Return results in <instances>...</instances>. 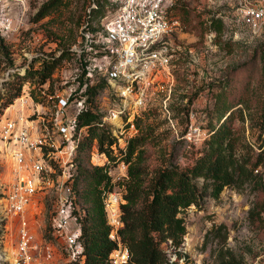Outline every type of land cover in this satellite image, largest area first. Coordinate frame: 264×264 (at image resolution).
<instances>
[{
	"label": "rangeland",
	"instance_id": "rangeland-1",
	"mask_svg": "<svg viewBox=\"0 0 264 264\" xmlns=\"http://www.w3.org/2000/svg\"><path fill=\"white\" fill-rule=\"evenodd\" d=\"M47 1L0 0V124L5 116L14 117L19 113L37 119L33 114L36 109L48 119L56 96L64 94L71 86L76 87L71 77L77 63L75 57L68 54L54 69L50 84H39L36 75L21 78L26 69L33 72L40 67L42 59L67 53L80 41V29L86 24L87 15L93 13L92 0H63L50 14L36 20L37 11ZM176 4L181 26L167 41L174 77L167 106L169 113L152 107L140 114L135 137L143 139L137 144L130 164L139 165L147 178L169 161L181 168L189 165L197 148L188 146L181 134L189 124L199 126L204 132H208L211 125H217L216 98L224 94L233 104L239 102L234 109H241L244 119L236 116L233 128L254 154L261 153L262 161L257 169L264 181V131L260 134V126L254 119L264 97L261 89L264 33L255 36L242 24L235 23V0H176ZM111 11L109 4L101 2V7L93 14L91 27L99 26L101 18ZM3 18L9 19L7 27L3 26ZM212 18L220 19L222 26H212L209 30ZM19 85V95L10 101ZM22 95L28 96L20 107L17 99ZM92 103L99 112L111 105L105 86ZM95 149L80 152L83 166L102 165L104 158ZM9 151L10 147H4L0 140V183L3 185L8 180L10 158L6 153ZM74 157L71 165L57 167L55 172L45 175L41 182L43 191L37 195L38 202L29 213L37 239L46 240L55 251L51 264L75 263L68 260L64 240L52 224L54 206L66 201L69 196L66 187L77 172ZM125 183L126 180L115 181V187L125 188ZM198 184H202L201 179ZM262 197L251 185L225 187L218 198L207 196L200 206L182 211L179 216L184 219L186 232L175 246L184 257L183 264H221L218 254L225 248L242 264H264V210L256 208L252 216L249 213ZM1 217L0 264H9L16 247V220ZM219 224L227 228L224 244L219 243V236L210 235L206 241L207 232Z\"/></svg>",
	"mask_w": 264,
	"mask_h": 264
},
{
	"label": "built area",
	"instance_id": "built-area-1",
	"mask_svg": "<svg viewBox=\"0 0 264 264\" xmlns=\"http://www.w3.org/2000/svg\"><path fill=\"white\" fill-rule=\"evenodd\" d=\"M97 1L92 0L91 8ZM104 1L111 6L110 15L103 16L96 28L88 27L87 22L82 25L80 41L69 50L77 63L71 80L76 84L82 76V88L77 92V87L71 86L64 94L56 96L48 119L36 109L33 114L37 119L19 113L14 117L5 116L0 124V140L4 147H10L6 153L10 158L8 180L4 185L0 183V188L3 187L0 219L5 215L16 220V247L9 264H51L55 257L52 245L37 239L29 213L38 202L37 195L43 191L41 182L45 175L55 172L57 167L71 165L87 134L85 126H80L77 119L86 108L87 95L83 93L86 83L98 79L105 82L112 102L107 110L100 111V125L114 137L110 146L113 159L100 153L104 158L101 166L105 167L104 172L113 184L102 197L109 239L115 242L108 261L110 264L130 262L120 234L125 188L115 187V181L127 180L128 165L124 156L129 140L138 133L136 120L140 114L152 107L169 113L167 106L174 77L167 41L181 25L176 0ZM235 1V23L242 24L255 36L263 34L264 0ZM8 20L3 18V26L7 27ZM26 96L17 99L20 107L24 106ZM205 136L194 124H189L181 134L188 146L197 145ZM95 150L98 154L97 148ZM66 189L70 195V185ZM54 208L52 224L64 240L68 260L82 264L83 246L78 241L80 225L77 216L72 214L70 196ZM160 249L167 255L166 264H183L184 257L171 239L161 242Z\"/></svg>",
	"mask_w": 264,
	"mask_h": 264
},
{
	"label": "trees",
	"instance_id": "trees-1",
	"mask_svg": "<svg viewBox=\"0 0 264 264\" xmlns=\"http://www.w3.org/2000/svg\"><path fill=\"white\" fill-rule=\"evenodd\" d=\"M62 1L48 0L42 4L36 13V20L50 14ZM103 1L98 0L96 6L91 8L93 13L87 15L88 27H91L93 14L98 11ZM208 26L209 30L212 26L219 28L222 21L212 18ZM66 54L70 56L71 52L68 50L67 53L61 52L51 59H42L40 67L33 72L26 69L21 78L24 79L29 74L36 75L39 84H50L54 69L63 58H67ZM261 71V89L264 95V59ZM83 83V77L80 76L76 83L77 92ZM104 86L102 79L86 83L83 90L87 95L86 108L77 119L80 126H85L87 134L74 157L77 159V172L71 178L69 196L72 200V214L77 216L80 225L78 241L83 246L82 264H110L108 255L115 247V242L109 239V226L102 204L104 192L111 189L113 184L104 172V166L85 167L82 165V157L79 156L80 152L89 151L95 142L98 152L113 159L110 146L114 137L108 129L100 125L102 113L92 103ZM20 88L21 85L17 87L10 101L19 95ZM35 100L38 101L36 97ZM216 103L219 123L211 125L208 132H205V138L199 144L193 145L197 148L195 156L183 168L169 161L147 178L139 165L130 164L137 144L143 138L134 137L129 140L124 156L128 166L124 202L121 204L123 226L120 230L121 240L130 255L129 264H166L167 255L159 245L167 239H171L175 245L180 243L186 226L179 214L191 206H200L207 196L218 198L225 187L240 188L251 185L263 197L250 209V215L252 216L256 208L264 210V181L257 169L262 161L261 153L254 154L241 139L238 130L233 128L236 116L240 120L244 119L241 109H234L239 102L233 104L223 94L216 98ZM255 114V124L260 126L261 134L264 131V97L259 111ZM199 179L202 184H198ZM222 231L224 234H220ZM210 235L219 236V243L224 244L227 228L224 224L213 226L205 236L206 241ZM218 259L221 264H242L228 248L221 250ZM74 264H78V261Z\"/></svg>",
	"mask_w": 264,
	"mask_h": 264
}]
</instances>
